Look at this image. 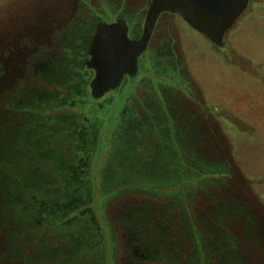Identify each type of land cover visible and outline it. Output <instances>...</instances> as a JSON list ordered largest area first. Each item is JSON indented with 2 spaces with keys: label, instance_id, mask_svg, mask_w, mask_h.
Returning a JSON list of instances; mask_svg holds the SVG:
<instances>
[{
  "label": "flooded vegetation",
  "instance_id": "flooded-vegetation-1",
  "mask_svg": "<svg viewBox=\"0 0 264 264\" xmlns=\"http://www.w3.org/2000/svg\"><path fill=\"white\" fill-rule=\"evenodd\" d=\"M102 1L103 10L90 0L31 5L12 20L25 21L0 31V85L10 87L4 95L0 88V187L6 188L5 181L12 184L17 203L24 196L22 207L35 210L36 224L48 223L43 234L54 222L74 224L42 243L47 254L60 250L68 258L82 247L89 252L100 240L93 241L99 227L91 207L82 202L92 187L86 161L93 149L110 144L101 170L108 180L142 175L155 181L177 179L179 164H205L210 149L201 146L200 123L180 101L178 85L161 76L177 63L164 31L175 18L206 36L170 10L152 20L153 0ZM17 48L23 52L19 74ZM105 53L120 55L107 76L108 83H117L94 98L91 84ZM2 64L9 72L2 74ZM32 185L44 195L23 190ZM152 251L156 254V248ZM96 252L102 258L103 245Z\"/></svg>",
  "mask_w": 264,
  "mask_h": 264
},
{
  "label": "rangeland",
  "instance_id": "rangeland-1",
  "mask_svg": "<svg viewBox=\"0 0 264 264\" xmlns=\"http://www.w3.org/2000/svg\"><path fill=\"white\" fill-rule=\"evenodd\" d=\"M51 1L54 0H0V31L7 30L11 23L25 21L12 20L26 13L28 6L37 9V6L41 8ZM253 1L264 3V0ZM90 2L95 9H105V1ZM254 6L255 9L251 5L225 32L221 49L187 28L181 19L175 18L171 27L164 31L173 46L177 63L161 76L178 85L180 101L191 109L200 123L203 131L199 133L200 144L210 148L207 150L205 168L202 167L210 172L205 179L214 182L221 180V195H233L251 213L264 234V15L261 17L258 14L264 12V5L260 6L261 9L258 3ZM0 88L4 95L10 87L1 84ZM98 151L93 149L90 159L86 161V171L93 181L88 197H84L82 202L91 207L95 226L99 227V237L96 236L93 241L100 240L89 252L87 247H82L77 254L75 252L69 256L71 264H121L122 237L117 219L123 208L147 190H162L164 184L174 185V181H192L193 178L188 168L186 176L179 175L177 179L166 181H155L142 175L108 180L102 176L101 170L108 161L110 144L106 142ZM147 184L154 186H144ZM197 189L199 192L196 186ZM29 190L44 195L37 185L30 186ZM49 196L54 197L52 194ZM64 197L61 195L60 200ZM196 201L200 203L199 195ZM186 205L189 207L190 203ZM56 217L52 216L51 220H56ZM47 225L44 223L36 233L42 235ZM73 226V223H64L60 232H69ZM257 237L255 235V239ZM235 239L236 248L251 264H264V257L256 254L238 232ZM257 243L258 247L264 248V239ZM100 245H103L102 258L96 252ZM75 256L78 257L77 261L73 259Z\"/></svg>",
  "mask_w": 264,
  "mask_h": 264
},
{
  "label": "trees",
  "instance_id": "trees-1",
  "mask_svg": "<svg viewBox=\"0 0 264 264\" xmlns=\"http://www.w3.org/2000/svg\"><path fill=\"white\" fill-rule=\"evenodd\" d=\"M255 3H258L259 9L264 5L250 0L246 10L251 5L255 9ZM258 14L262 17L264 12ZM15 53L18 60L16 71L19 74L23 70V52L17 48ZM1 72L7 73L9 68L2 64ZM202 167L205 168V164H179V175L186 176L189 168L192 181L181 179L174 181V185L164 184L162 190H147L123 208L117 219L125 256L121 264H251L236 248V232L256 254L264 257V248L258 247L257 243L264 239L262 227L233 195L223 197L221 180L214 182L205 179L210 172ZM5 184L6 188L0 187V264H71L68 253L57 250L47 254L42 248V243L61 231L62 225L54 222L52 230L38 235L36 232L43 227L45 220L36 224L35 210L22 207L25 204L24 196H18V200L22 199L19 203L13 201L12 184L8 181ZM198 195L199 204L196 201ZM25 199L29 203L33 201L30 195ZM187 202L190 203L189 207ZM31 213L33 217H28ZM255 235H258L256 239ZM65 237L68 238L67 234ZM148 243L156 248V254Z\"/></svg>",
  "mask_w": 264,
  "mask_h": 264
},
{
  "label": "water",
  "instance_id": "water-1",
  "mask_svg": "<svg viewBox=\"0 0 264 264\" xmlns=\"http://www.w3.org/2000/svg\"><path fill=\"white\" fill-rule=\"evenodd\" d=\"M248 0H153L149 15L152 20L165 10L180 15L195 30L205 35L216 45H222L225 32L247 7ZM120 61L119 54L105 53L99 58L97 77L91 84V94L98 98L109 88L114 87L117 79L108 83L110 72L116 70L112 61ZM113 76V75H112Z\"/></svg>",
  "mask_w": 264,
  "mask_h": 264
}]
</instances>
